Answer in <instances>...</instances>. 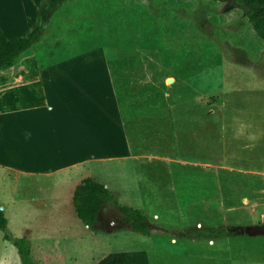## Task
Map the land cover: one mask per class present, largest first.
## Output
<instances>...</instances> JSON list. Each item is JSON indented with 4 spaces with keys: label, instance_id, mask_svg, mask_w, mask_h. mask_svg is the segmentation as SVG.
<instances>
[{
    "label": "rangeland",
    "instance_id": "374dc122",
    "mask_svg": "<svg viewBox=\"0 0 264 264\" xmlns=\"http://www.w3.org/2000/svg\"><path fill=\"white\" fill-rule=\"evenodd\" d=\"M23 4L0 0V17L21 21ZM79 49L107 64L132 139L130 154H100L81 176L142 208L154 233L132 230L113 201L92 227L72 198L61 220L25 204L0 229V264H24L22 237L35 264L132 250L151 264H264V37L246 11L220 0H68L35 51ZM10 183L0 177V200Z\"/></svg>",
    "mask_w": 264,
    "mask_h": 264
},
{
    "label": "crops",
    "instance_id": "0c3cea01",
    "mask_svg": "<svg viewBox=\"0 0 264 264\" xmlns=\"http://www.w3.org/2000/svg\"><path fill=\"white\" fill-rule=\"evenodd\" d=\"M20 1L21 21L0 17L7 38L26 35L36 23L41 0ZM41 40L0 70V177L11 180L10 200L1 198L0 208L7 217L22 211L17 206L37 204L38 214L61 220L76 186L89 177L81 176L84 168L100 154L127 156L132 139L107 64L81 49L36 53ZM116 138L122 146H114Z\"/></svg>",
    "mask_w": 264,
    "mask_h": 264
},
{
    "label": "trees",
    "instance_id": "16d2710c",
    "mask_svg": "<svg viewBox=\"0 0 264 264\" xmlns=\"http://www.w3.org/2000/svg\"><path fill=\"white\" fill-rule=\"evenodd\" d=\"M68 0H42L37 21L24 36L7 38L0 25V70L9 68L27 50L34 47L43 37L46 25L50 23L55 13ZM235 3L247 13L255 31L264 37V0H220ZM110 201L118 204L131 229L144 235L154 233L153 221L140 207L121 204L115 199L114 192L103 181L89 176L84 178L75 188L73 206L80 221L92 227L98 221L102 208ZM8 224L4 211L0 208V229L5 230ZM6 239H10L8 234ZM19 247L24 264H35L32 259L31 243L27 237L15 240ZM96 264H151L148 251L132 250L109 253Z\"/></svg>",
    "mask_w": 264,
    "mask_h": 264
},
{
    "label": "water",
    "instance_id": "95a60500",
    "mask_svg": "<svg viewBox=\"0 0 264 264\" xmlns=\"http://www.w3.org/2000/svg\"><path fill=\"white\" fill-rule=\"evenodd\" d=\"M260 231L259 232H261V231H264V227L263 228H261V229H259ZM251 232L252 233H254V231L253 230H251Z\"/></svg>",
    "mask_w": 264,
    "mask_h": 264
}]
</instances>
